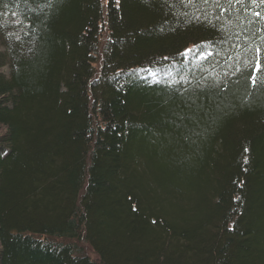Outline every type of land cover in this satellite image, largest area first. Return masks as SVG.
Listing matches in <instances>:
<instances>
[{
    "label": "trees",
    "instance_id": "trees-1",
    "mask_svg": "<svg viewBox=\"0 0 264 264\" xmlns=\"http://www.w3.org/2000/svg\"><path fill=\"white\" fill-rule=\"evenodd\" d=\"M261 81L259 2L0 0V264H264Z\"/></svg>",
    "mask_w": 264,
    "mask_h": 264
},
{
    "label": "snow or ice",
    "instance_id": "snow-or-ice-1",
    "mask_svg": "<svg viewBox=\"0 0 264 264\" xmlns=\"http://www.w3.org/2000/svg\"><path fill=\"white\" fill-rule=\"evenodd\" d=\"M189 2H192V0H189ZM203 3H209L210 0H202ZM215 2H219V0H215ZM229 3H231V0H228ZM236 2H242V0H236ZM261 3V4H264V0H251V3ZM254 16H257V17H260L261 16V13L260 12H254L253 13ZM188 51H191V49H189ZM260 56H261V49L260 47H256L255 48V51H254V63H255V72H260L261 71V61H260ZM251 82H252V85L254 87H257L258 86V83H257V79H256V76L255 74L252 75L251 77ZM260 84L264 85V81H261Z\"/></svg>",
    "mask_w": 264,
    "mask_h": 264
},
{
    "label": "rangeland",
    "instance_id": "rangeland-1",
    "mask_svg": "<svg viewBox=\"0 0 264 264\" xmlns=\"http://www.w3.org/2000/svg\"><path fill=\"white\" fill-rule=\"evenodd\" d=\"M2 72L3 73H5V74H7L8 73V68H4V69H2ZM179 173H182V171L181 170H177ZM150 172L152 173V174H155L156 172L154 171V170H152V169H150Z\"/></svg>",
    "mask_w": 264,
    "mask_h": 264
}]
</instances>
